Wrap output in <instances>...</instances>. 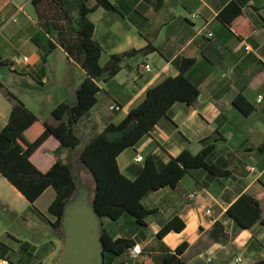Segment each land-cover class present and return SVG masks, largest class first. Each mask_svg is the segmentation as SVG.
<instances>
[{
	"label": "crops",
	"instance_id": "0c3cea01",
	"mask_svg": "<svg viewBox=\"0 0 264 264\" xmlns=\"http://www.w3.org/2000/svg\"><path fill=\"white\" fill-rule=\"evenodd\" d=\"M235 1L241 16L227 23L222 13ZM113 3L117 10L99 7L89 15L95 25L94 38L103 48L101 67L115 55L150 45L156 51L126 58L117 76L98 84V103L81 120L80 135L88 141L108 126L121 124L144 103L151 89L180 75L183 59L193 60L188 77L200 88L196 104L176 103L153 131L118 157V165L127 178L135 180L145 166L136 162L138 156H154L163 169L185 152L198 155L204 149L202 141L210 139L215 145L210 162L227 174L193 168L176 187L149 193L143 204L152 214L145 225L128 215L116 221L103 219L114 241L143 248L138 259L132 258L133 248L127 249L117 264H145L148 257L153 264H163L183 244L189 246L183 255L187 264H264V224L243 229L229 214L243 195H250L259 202L264 219V0H163L160 8L155 0ZM51 42L56 44L40 26L31 0H0V80L4 85L0 133L13 110L6 90L51 125L59 123L53 116L57 106L77 101L82 79L78 86H59L57 98L51 99L57 105L49 117H44L45 108L37 101L33 108L19 95L23 90L38 92L36 84L59 83L48 67L55 53L67 54L57 44L51 51ZM236 101L250 112L244 113ZM113 106L118 110H112ZM59 145L52 138L34 155L32 161L39 170L47 172L59 160L55 154ZM73 155L64 151L60 157L69 163ZM89 177L82 173L79 185L85 188ZM55 199L56 192L49 188L31 204L0 173V243L11 250L5 255L11 264H61L65 235L58 231L54 239L46 236L56 222L49 213ZM174 221L180 229L158 237ZM23 243L30 244L29 253L20 251Z\"/></svg>",
	"mask_w": 264,
	"mask_h": 264
},
{
	"label": "trees",
	"instance_id": "16d2710c",
	"mask_svg": "<svg viewBox=\"0 0 264 264\" xmlns=\"http://www.w3.org/2000/svg\"><path fill=\"white\" fill-rule=\"evenodd\" d=\"M38 16L39 24L46 34L76 62L85 73L77 90L75 103H62L53 111L59 122L51 125L42 121L28 109L13 93L6 90L5 95L13 103V110L7 126L0 133V173L31 203L34 204L43 193L52 188L56 199L49 208V213L56 218L52 227L65 235L64 219L72 202L80 195V175L89 174L95 181V189L90 206L101 222L100 241L102 243L103 264H117L116 260L127 249L133 248L131 242L114 241L103 227V219L118 220L128 215L139 225H145L146 218L152 214L143 204L144 198L151 192L165 187H176L184 175L193 168H203L214 175H227L210 162L215 145L210 139L203 140L204 149L198 155L185 152L172 159L160 169L154 156L144 159V169L135 180L127 178L120 170L118 157L127 149L136 146L147 134L153 131L158 122L167 116L171 107L183 102L196 104L199 85L188 77L189 69L195 61L183 59L180 62V75L169 78L161 85L151 89L142 105L132 110L128 117L119 125L108 126L103 133L86 141L80 135L81 120L97 105L98 86L117 76L122 70L126 58L156 51L150 45L141 51H130L115 55L110 62L101 67L100 59L103 48L95 38V25L89 15L99 7L117 10L113 0H31ZM95 5H91L92 2ZM155 7H162L163 0H155ZM239 4L232 2L222 13L227 23L241 16ZM53 42L50 50L57 49ZM0 89L4 85L0 80ZM240 100V99H239ZM235 105L249 113L240 101ZM58 141L59 148L55 154L59 160L47 171L39 170L32 161L34 155L50 140ZM64 151L73 152V160L69 163L61 159ZM229 214L243 229H251L258 223L264 224L262 209L259 202L250 195H243L230 209ZM175 222V223H174ZM169 224L158 234L164 237L176 226V221ZM187 244L179 246L174 254H169L163 264H187L183 255L188 249ZM30 244L23 243L20 251L29 253ZM3 256L9 251L0 243ZM11 264V263H10ZM145 264H153L148 257Z\"/></svg>",
	"mask_w": 264,
	"mask_h": 264
},
{
	"label": "water",
	"instance_id": "95a60500",
	"mask_svg": "<svg viewBox=\"0 0 264 264\" xmlns=\"http://www.w3.org/2000/svg\"><path fill=\"white\" fill-rule=\"evenodd\" d=\"M78 198H83V202L80 203L77 199L76 202L70 203L66 211L64 219L66 246L61 264H103L102 243L100 241L101 222L90 206V198L83 186H80ZM73 213L80 216L76 225L78 237L73 241H69L68 217ZM90 213L94 215L93 221L90 219Z\"/></svg>",
	"mask_w": 264,
	"mask_h": 264
},
{
	"label": "rangeland",
	"instance_id": "374dc122",
	"mask_svg": "<svg viewBox=\"0 0 264 264\" xmlns=\"http://www.w3.org/2000/svg\"><path fill=\"white\" fill-rule=\"evenodd\" d=\"M60 67V68H56ZM60 70V71H59ZM48 71L52 76H55V80L57 79L59 81L58 84H54L53 80L50 84L46 83L45 87H40L38 84H36V90L38 92H33V90H23L19 92V95L23 97L27 101V103L34 108V101H37L44 110V117H49V111L51 108L56 107L57 102L54 100H51L52 98H57V91L59 86H78L79 82L81 81L82 77L84 76V73L81 69V67L74 62L73 60H70L67 56L64 55L61 51H58L53 55L51 58V63L48 67ZM61 72V73H59ZM5 81L7 79L5 78ZM89 182L85 186L86 194L89 196L90 201L93 197V191L95 189V181L89 177ZM82 197V196H81ZM78 200L83 202V198H78ZM60 233L56 230H51L49 233L46 234L47 237H52V239L57 237V234ZM25 235H30V233L25 232Z\"/></svg>",
	"mask_w": 264,
	"mask_h": 264
},
{
	"label": "built area",
	"instance_id": "2783aa9c",
	"mask_svg": "<svg viewBox=\"0 0 264 264\" xmlns=\"http://www.w3.org/2000/svg\"><path fill=\"white\" fill-rule=\"evenodd\" d=\"M211 36H212V35H211ZM247 50L250 51L251 48H250V47H247ZM24 62H28V58H25V59H24ZM146 69L149 70L150 67L147 66ZM262 100H263V96H260L258 101L261 102ZM112 110H118V108L115 107V106H113V107H112ZM136 162H137V163H143V162H144V158H143L142 156H138L137 159H136ZM252 171H255V169L252 168ZM193 197H194V196H192L191 198H193ZM142 253H143V248H142V246H141V245H136V246H134L133 249H132V258H133V259H138V258L142 255ZM0 264H10V263H9V261L6 260V259H1V260H0Z\"/></svg>",
	"mask_w": 264,
	"mask_h": 264
},
{
	"label": "bare ground",
	"instance_id": "6f19581e",
	"mask_svg": "<svg viewBox=\"0 0 264 264\" xmlns=\"http://www.w3.org/2000/svg\"><path fill=\"white\" fill-rule=\"evenodd\" d=\"M79 214L73 213L68 217V223H69V228H68V240L73 241L78 237V230L76 229V225L79 222ZM90 219L93 221L94 215L90 213Z\"/></svg>",
	"mask_w": 264,
	"mask_h": 264
}]
</instances>
